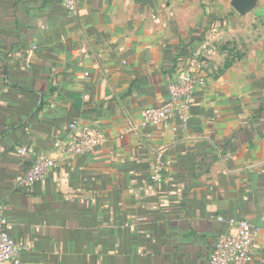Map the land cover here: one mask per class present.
Masks as SVG:
<instances>
[{"label":"crops","instance_id":"0c3cea01","mask_svg":"<svg viewBox=\"0 0 264 264\" xmlns=\"http://www.w3.org/2000/svg\"><path fill=\"white\" fill-rule=\"evenodd\" d=\"M240 1L0 0V204L22 264H208L231 219L264 264V0ZM193 49L187 126H145ZM72 122L103 140L66 159ZM39 156L58 167L16 188Z\"/></svg>","mask_w":264,"mask_h":264},{"label":"built area","instance_id":"2783aa9c","mask_svg":"<svg viewBox=\"0 0 264 264\" xmlns=\"http://www.w3.org/2000/svg\"><path fill=\"white\" fill-rule=\"evenodd\" d=\"M73 1L63 0V4L71 10ZM205 85L202 54L193 49L189 52L183 67L175 70L168 81V101L159 107L145 109L142 113L143 124L149 127H161L177 122L185 128L194 96L203 90ZM64 131H66L65 136L53 142L52 150L66 159L89 154L103 140V135L97 127H83L72 122L64 127ZM17 153L24 157L26 149L20 147ZM57 167L51 157L39 156L27 172L16 176L14 186L28 190ZM158 170L157 164L151 175L154 181L158 180ZM229 224L232 230L217 237L208 264H252L259 229L247 220L231 219ZM8 229L9 225L0 204V264H22L23 248L10 237Z\"/></svg>","mask_w":264,"mask_h":264},{"label":"water","instance_id":"95a60500","mask_svg":"<svg viewBox=\"0 0 264 264\" xmlns=\"http://www.w3.org/2000/svg\"><path fill=\"white\" fill-rule=\"evenodd\" d=\"M245 3H246V0L240 1V3L236 5V8L238 9L239 7H242Z\"/></svg>","mask_w":264,"mask_h":264}]
</instances>
